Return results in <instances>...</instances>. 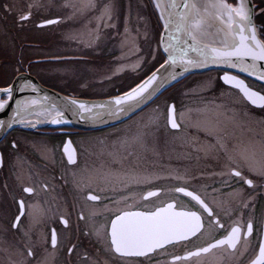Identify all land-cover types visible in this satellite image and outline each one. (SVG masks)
<instances>
[{"label": "flooded vegetation", "instance_id": "af4514ba", "mask_svg": "<svg viewBox=\"0 0 264 264\" xmlns=\"http://www.w3.org/2000/svg\"><path fill=\"white\" fill-rule=\"evenodd\" d=\"M134 3L140 14L149 13L158 40L160 28L150 0ZM252 3L256 30L264 42V13L260 11L264 0ZM116 5L117 15L112 12V0H0V87L26 74L47 88L77 98H102L128 89L140 75L129 70L114 74L112 40L122 36V27L123 33H128L132 13L127 0H117ZM105 6L111 8L110 20L103 15ZM29 11L30 19L21 21V13ZM49 20L56 23L49 24ZM95 37L104 40L96 42V47L86 46L82 40ZM217 73L218 77L223 74ZM245 81L264 95L263 86ZM113 82L131 84L121 90H105ZM224 88L241 97L251 110L250 116L264 120V107L255 108L238 90ZM146 115L141 111L117 126L88 132L17 128L0 141V264H251L264 241V178L250 172L240 154L252 156L251 163L258 168L264 165V145L243 146L237 142L244 135L238 133L234 135L236 143H225L233 157L230 161L219 145L206 142L209 136L198 133L195 137L182 129L177 112L178 129L168 127L167 111L152 118ZM137 117L142 128L139 144L120 145L125 149L118 159L110 139L116 137L114 131ZM152 124L157 127L154 134ZM179 131L184 133L179 136ZM194 138L201 140L196 148L191 143ZM183 139L190 143H177ZM70 155L75 163H69ZM231 169L242 171L254 186L232 176ZM25 187L33 192H24ZM176 187L199 195L214 215L209 217L191 197L175 192ZM149 191L157 195L147 196ZM89 196L98 199L89 200ZM21 200L26 213L13 227ZM168 203L175 211L201 215V231L144 257H124L112 250L109 233L116 215L122 211L151 212ZM249 222L253 231L245 240ZM237 225L242 237L237 249L225 245L199 257L176 259L225 238ZM29 251L33 255L29 256Z\"/></svg>", "mask_w": 264, "mask_h": 264}, {"label": "snow or ice", "instance_id": "6c2138e0", "mask_svg": "<svg viewBox=\"0 0 264 264\" xmlns=\"http://www.w3.org/2000/svg\"><path fill=\"white\" fill-rule=\"evenodd\" d=\"M29 7L31 8V5ZM167 7L169 9V19L165 22V30L167 31L171 28L173 34L170 35L171 43L165 47V51L168 52L165 64L171 63L172 65H176L178 59L184 66L207 65L208 63L225 64L246 72L248 75L256 76L257 79L264 80V71H260L257 67V62L264 61V42L257 39L256 29L252 21L254 11L246 0H236L235 4L229 3L228 0H203V2H200V0H182L180 4L176 3V0H169ZM181 8L183 9L182 11H175ZM260 11L264 13V8ZM103 15H107L108 19H111L110 6H105ZM103 15L101 19H103ZM30 16V11L21 13L20 20L27 21L30 19ZM209 16H214L216 20L220 21L227 28L225 39L221 41L222 46L220 47L202 43L204 37L208 34L205 25L207 23L206 18ZM47 23H56V21L49 20ZM40 26L42 27L43 25ZM181 36L184 37L183 44L181 43ZM229 37L232 39L231 44L228 43ZM161 39H163V36ZM188 41L191 43H187ZM189 51L197 54L195 59L189 57ZM246 60H250L251 63H245ZM161 67H164V65H161ZM185 70H187V67H185ZM154 77L155 73L153 74ZM153 78H150L147 83L150 84ZM223 79L226 84L238 88L252 105L264 107V95L249 89L244 81L229 75H225ZM146 88L147 84L139 92L134 89L129 94V98H134L135 95L141 94ZM0 91L9 95L11 94V89H0ZM121 102L119 99L116 101L117 104ZM31 103L34 104L35 101ZM4 106L3 103H0V109H3ZM24 106L27 107V104ZM78 107L83 109L85 106L80 104ZM173 113L174 108L170 107L168 122L171 128L177 129L179 125ZM56 116L60 117L61 113L57 112ZM51 122L60 123L62 121L54 118ZM207 135L215 136L216 144L219 145L220 150L224 151L231 161L233 157L229 155L228 149L219 136L218 131L210 129L207 131ZM13 146L15 147V145ZM215 146L210 145L209 147L214 148ZM240 159L249 164L250 172L264 178V165L258 168L254 167L251 163L253 157L246 153H241ZM69 163H75V159L71 155L69 156ZM230 174L238 177L249 187L254 186L253 180L246 178L242 174V171L231 169ZM23 191L32 193L33 189L25 187ZM174 191L191 197L193 201L203 208L204 212L208 213L209 217L214 215L213 211L199 195L187 191L184 187H176ZM156 195L157 193L152 191L147 193V196ZM147 196L144 198L146 199ZM88 199L97 200L98 197L89 196ZM19 203L20 215L16 217V223L13 224V227H17L21 216H24L26 213L24 202L21 200ZM64 223L66 224L67 222L64 221ZM210 223L216 222L210 221ZM202 227V217L196 211H175L174 205L171 203L151 212L122 211L121 214L116 215L115 219L111 221L109 233L111 248L120 256L144 257L155 252L157 249L163 248L165 245L189 240L200 232ZM220 227L223 226L220 225ZM252 231L253 224L249 222L247 232L243 234V238L246 240ZM99 234L98 230L97 235ZM241 238L240 226H233L225 238L217 240L215 243H210L207 247L188 252L184 257H176V259L187 260L189 257H199L201 254H207L212 249L221 248L225 245L228 249L235 250ZM51 242L53 247H55L57 244L55 231H53ZM69 251L71 252V249ZM28 255L31 256L33 253L29 251ZM251 264H264V241L260 243L259 253L252 260Z\"/></svg>", "mask_w": 264, "mask_h": 264}, {"label": "water", "instance_id": "95a60500", "mask_svg": "<svg viewBox=\"0 0 264 264\" xmlns=\"http://www.w3.org/2000/svg\"><path fill=\"white\" fill-rule=\"evenodd\" d=\"M152 2L162 25L159 45L160 51L164 57V61L153 72L130 90L121 94L99 99H81L66 96L44 87L36 79L26 74L19 75L9 86L0 88L11 89L10 95L0 91V103L5 105L3 109H0V141L8 132L16 128L26 131L61 128H72L80 131H96L116 126L138 114L160 97L165 91L180 83L188 76L204 74L209 71L218 70L224 72L220 76L221 82L225 86L238 91V88L224 82L223 77L225 75L236 77L237 79L244 81L245 84L246 82L243 78L264 86V80L257 79L256 76L248 75L246 72H242L237 68L225 64L208 63L207 65L200 64L196 66H184L179 59L177 60L176 65H172L171 63L165 64V61L168 58V52L165 51V47L171 43L170 35L173 34L171 28L167 31L165 30V22L169 19V9L167 7L169 0H152ZM181 2L182 0H176V3L178 4ZM246 2L252 6L254 11L252 0H246ZM182 10L183 9L181 8L176 9L175 11ZM206 20L207 23L205 28L208 34L205 36L206 38L204 37L202 43L214 47L222 46L221 41L225 39L227 28L214 19L213 16L207 17ZM252 21L255 27L254 15L252 16ZM256 35L257 39L263 42L257 31ZM162 36L163 39H161ZM207 37L216 38V41ZM181 43H184L183 36H181ZM187 43L191 42L188 41ZM228 43H232L230 37L228 38ZM177 54L179 55V53ZM188 54L189 57L194 59L197 55L195 52L191 51H189ZM245 63H251V61L246 60ZM161 65H164V67H161ZM185 67H187V70H185ZM257 67L260 71H264V61L257 62ZM154 73L155 77L153 78ZM150 78L153 79L152 82L148 84L147 82ZM146 84L147 88L145 91L139 95H135L134 98H129V94L132 93L134 89L139 92V90L145 87ZM239 93L243 96L240 91ZM257 93L261 94L259 92ZM243 98L252 105L244 96ZM118 99L122 101L120 104L116 103ZM32 101H35V103H31ZM73 101H75V103H73ZM25 104H27V107L24 106ZM80 104H83L85 107L83 109L79 108L78 105ZM170 107L174 108V105L170 104L169 108ZM254 107L261 108L257 106ZM57 112L61 113L60 117L56 116ZM173 115L175 118V108ZM54 118L60 119L62 122L52 123L51 121ZM168 126L171 128L169 122Z\"/></svg>", "mask_w": 264, "mask_h": 264}, {"label": "rangeland", "instance_id": "374dc122", "mask_svg": "<svg viewBox=\"0 0 264 264\" xmlns=\"http://www.w3.org/2000/svg\"><path fill=\"white\" fill-rule=\"evenodd\" d=\"M116 1L117 0H112L113 7L115 6L112 12H114L115 15H117L116 12L118 11V8H116ZM138 1L139 0H127V5L130 6L129 9L132 13V17L136 20L131 17L128 33H123L124 30L122 27L120 29L122 36H118V38L114 37L112 40V51H115V53L112 56L113 60L111 61V67L114 74L129 70V73L133 75L136 74V76L138 73V76H141L142 72L152 68L157 60H160L157 52L159 43L155 38L156 31L153 29L150 15L147 12L140 14V7L133 6V4H135L134 2ZM228 2L235 4L236 0H228ZM116 25L119 27L118 23H116ZM258 35L260 37L259 33ZM113 36L116 35L113 34ZM82 40L86 42V46L89 47H96V42L100 44L102 41H97V37L91 41L84 40L83 38ZM95 44L96 46H94ZM137 69L139 70L136 71ZM218 79L217 73L192 77V79L186 82L187 84L182 86L184 88L180 89L177 95L175 94L173 97L172 95H167V97L159 100V102H156L143 112L147 114L146 117L148 116L151 118L157 113L166 114L169 103H173L176 108L179 124H181L182 129H188L187 132H190L192 135L198 133L207 135L208 130L215 129L218 131L220 137H224L225 140H222L223 142L225 141L224 143H236L235 136L239 133L241 136H244L240 138L237 143L243 146H252L255 144L264 145V120H258L250 116L248 111L251 110L245 107L241 97L236 92L220 86V81ZM131 80L134 81L135 79ZM130 84L131 83L128 82L108 83L105 90L111 87L112 91L121 90ZM98 93L102 94L101 91ZM139 117L134 120L132 119L130 122L114 131L116 137L113 136L110 139V145H114L118 159L121 157L122 150L125 149L119 147L120 145L127 147L128 144H139V137L142 133V128L139 126L138 122V120H140ZM159 119V128H161L162 116H159ZM144 125H146V123H144ZM151 128L154 134L157 129L156 124H152ZM161 133L167 136L169 135L168 132L161 131ZM183 133L184 131H179L178 135L180 136ZM197 136L198 135H195V137ZM207 136H209V139L206 142H209V144H216L215 136ZM211 138H213L214 141ZM152 139L151 136L150 140ZM200 141V139L197 141V139L194 138L191 143L196 148V143H200ZM177 143L186 145L189 144L190 141L188 139L187 141L183 139L182 141H177ZM133 149H136L135 146Z\"/></svg>", "mask_w": 264, "mask_h": 264}, {"label": "trees", "instance_id": "16d2710c", "mask_svg": "<svg viewBox=\"0 0 264 264\" xmlns=\"http://www.w3.org/2000/svg\"><path fill=\"white\" fill-rule=\"evenodd\" d=\"M159 61L161 62L162 61V59H163V57H162V55H161V53H159ZM159 61L157 60V62L154 64L155 66L159 63ZM153 65V66H154ZM151 70L149 69V70H146L145 71V74H144V76L143 77H145L149 72H150ZM210 73H216V72H210ZM210 73H206V74H210ZM205 75V74H204ZM196 76H203V75H194V76H192V77H196ZM142 77V78H143ZM192 77H189L188 79H186L183 83H181L180 85H178V86H175L173 89H171V91L169 90V92L166 94V96L165 97H167V95H172V97L173 96H175V94L177 95L180 91V89H182V88H184V87H182L184 84H187L186 82H188L190 79H192ZM141 78V79H142ZM219 80V79H218ZM219 85L221 86V83H219ZM165 95V94H164ZM163 95V96H164Z\"/></svg>", "mask_w": 264, "mask_h": 264}, {"label": "bare ground", "instance_id": "6f19581e", "mask_svg": "<svg viewBox=\"0 0 264 264\" xmlns=\"http://www.w3.org/2000/svg\"><path fill=\"white\" fill-rule=\"evenodd\" d=\"M200 2H203V0H200ZM214 17V16H213ZM214 19H215V17H214ZM218 21V20H217ZM218 22H220V21H218ZM224 25V24H223ZM225 26V25H224ZM206 38V37H205ZM207 38H209V39H211V40H213L214 38L212 37H207ZM215 41H216V38L214 39Z\"/></svg>", "mask_w": 264, "mask_h": 264}]
</instances>
